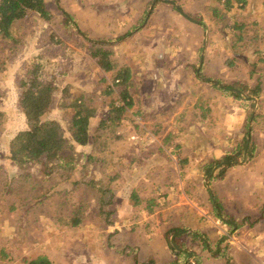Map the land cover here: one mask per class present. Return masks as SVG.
<instances>
[{
  "label": "rangeland",
  "instance_id": "1",
  "mask_svg": "<svg viewBox=\"0 0 264 264\" xmlns=\"http://www.w3.org/2000/svg\"><path fill=\"white\" fill-rule=\"evenodd\" d=\"M45 1L48 3L46 7L52 16L50 20H43L39 14L31 12L12 25L9 29L11 38L0 37V67L2 66L0 68V115H2L0 118V174L13 173V165L4 158L7 156L8 139L18 131L26 129L23 125L24 116L17 104V92L15 93V89H18L16 76L22 71L21 67L24 64H28L27 66L39 64L44 77H56L59 89L53 93L52 104L45 114L46 119L57 120L65 129V118L70 111L67 112L60 106L59 97L62 96L60 88L69 84L70 90H74V93L75 90H82L85 95L91 97L95 114L89 121V129L92 134H95L97 127L101 125L100 119L106 117L108 103L123 100L118 87H115L111 94H102L103 90L108 89L107 85L110 84L115 70L103 71L95 67L87 49L89 47L87 40L101 39L104 49L114 50V57L122 56L126 60L125 64L136 67L128 69L130 78L126 93L132 105L129 110L122 113L120 122L114 127L112 124L110 128L109 125L100 126L103 138L100 137L98 140L94 138L87 145L74 144L76 152L94 151L93 160L88 162L85 168L91 170L101 182L108 184V188L109 185L114 188L113 202L109 205L112 213L110 216L108 214V219L105 215L95 214L97 207L94 203L96 200L94 191L97 189L93 188L92 191L87 192V190L76 188L72 183L73 176L59 184L55 191L59 193L52 194L51 199L43 202L45 205L43 207L36 204L35 199H31L33 197L31 195L36 194L35 191H30L31 197L20 191L17 193L18 198L19 196L22 198L23 195L30 197L25 206L28 207L9 212L5 206L2 208L5 213L0 214V245L6 252L9 251L12 254L10 262H0V264H25L23 260H30L38 255L47 256L52 264H109V251H111L107 223L109 217L115 220L120 219L125 222V225L131 226L138 223L137 216L140 208L147 212V208H150V217L153 218L155 212L161 209L162 203L174 204L179 201L178 197L175 202L171 198V194L177 190H179L178 193L182 191L186 193L183 201L189 200L191 204L201 207L203 200L200 195L201 184L197 186L194 178L196 176L200 178L197 181L199 185L205 170L206 161L204 160L211 158L214 151L222 149L218 142V138L222 135L221 131L210 129V132L206 133L207 136L214 137L213 143L202 136L204 131L202 122L208 113L206 107L208 105L213 110L215 107L213 114L209 115L212 116V120L214 118V121L225 111V108L235 107L233 102L227 101V98H232L230 97L232 95H229L226 90L217 89L216 92L196 88L198 84L202 86L205 84L201 77L203 71L195 72V67L203 64L201 55L204 54L193 53L189 47L196 48L198 44H202L201 32L198 34L188 30L189 37L186 36L183 42H177L180 45H189V49H183L182 53L172 52L168 62L159 63L154 58H147L146 52L156 51L158 47L150 46L151 41L142 33L134 35L131 33L124 39L121 47L117 44L113 45L114 47L109 46V37L105 35L101 38H97L95 34L92 35V31L89 30L90 15L88 14L91 10L89 2ZM173 1L176 6H181L178 7L180 13L184 14L187 9L191 11V14L200 12L204 21L207 22L209 28L203 43L205 48H209L205 51L207 59L217 63V56H225L229 59L232 56L236 57L234 67L232 66L233 68L226 70L225 73L215 68V72L222 74L224 81L252 83L249 71L255 69L256 75L261 67V80L264 87V53L262 52L264 51V0H246L243 8L236 6L238 5L236 0H229L233 8L228 10V0H221L222 2L218 0ZM214 6L222 8L221 12H226L228 18L219 21L217 17H213L211 8ZM107 7L99 6L102 9H98V17L109 18ZM99 12L103 14L99 15ZM66 15L71 17L75 27L73 23H67ZM230 20H240L247 25L239 31L229 26ZM175 23L176 21L172 19L168 26L172 24L175 26ZM177 28L185 29L182 22ZM95 31L99 32L100 29L96 27ZM239 33H242L241 40L238 39ZM57 40L59 42H56ZM233 44L246 47L241 50L233 47ZM164 47L165 45L162 44V49ZM258 50L262 54L258 55ZM258 57L263 59V63L253 68L252 64ZM217 77L221 80L220 76ZM102 78L105 79L103 82ZM156 80L160 84L157 85ZM169 81L172 92L163 89V85ZM245 93L250 97L256 96L248 89H245ZM213 94L217 97L207 101L205 96L208 95L211 98ZM257 96L260 98L264 96V88ZM224 101L227 102L224 103ZM239 102L243 103L241 100L234 101L235 105ZM249 104L250 102H244L243 109L249 111ZM203 115L206 116L202 117ZM260 122L264 123V118ZM109 129H115V131ZM177 144L179 146L182 144L185 148L178 146L179 149H175ZM258 145L259 141L251 153H248V157L251 154V162L246 160V164L242 166L239 164L231 171L236 169V172L242 174L252 171L264 173V143L259 145L257 150ZM243 150L244 148L240 150L242 154ZM168 153L170 157H173L170 161L167 160ZM184 156L188 160L187 164L183 165L181 162ZM212 168L213 166L209 172H212ZM219 170L218 168L216 174L220 172V175L222 170ZM228 170L230 169L225 172ZM215 181V179L209 181L211 186ZM217 183L221 184V181ZM169 185L172 187V192H169ZM105 194L108 195V193ZM107 195L103 194L106 199ZM66 196L77 199L78 205L81 201L83 202L80 205V207L83 205L82 221L74 228L53 220L55 209L62 206ZM139 198L145 200L140 201ZM22 201L24 203L25 199H21L20 203ZM78 205H72L69 209H76ZM146 217L147 214L144 218ZM142 227L143 230L149 228L144 224ZM122 233L123 231L120 237ZM120 248L124 249L123 251L126 249L125 246Z\"/></svg>",
  "mask_w": 264,
  "mask_h": 264
},
{
  "label": "crops",
  "instance_id": "2",
  "mask_svg": "<svg viewBox=\"0 0 264 264\" xmlns=\"http://www.w3.org/2000/svg\"><path fill=\"white\" fill-rule=\"evenodd\" d=\"M80 1H87L90 4L89 8L91 10L88 15H90L89 30L92 31V35L95 34L97 38L104 35L107 38L109 37V46L114 47L113 45L117 44L121 47L125 41L124 39L131 33L132 35L142 33L151 41L150 46L156 45L158 47L156 51L146 52L147 58H154L159 63L168 62L171 59L172 52L174 54L182 53L183 49L191 48L193 53H203L204 55H201L203 64L196 66L195 72L201 73L203 71L201 77L205 84L203 86L198 84L196 88H205L217 92L218 87L213 85L212 82L215 79L220 80L217 76H220L223 82H226V80L224 81L222 74L215 72V68H218L219 72L225 73L226 70L234 67L227 64L225 56H217V63L206 58L205 51H208L209 48H205L203 43L207 29L204 32L205 29L201 24L177 11L178 6L173 7L175 3L173 0H73L74 3H80ZM45 3L48 6L47 1ZM102 5L108 6L109 18L98 17L97 11L102 9L99 8ZM186 13L191 14V11L187 9ZM98 14L102 15L103 13L99 12ZM172 19L176 21L175 26L173 24L168 26ZM180 22L183 23L184 30L177 28ZM96 27L100 29L99 32L95 31ZM188 30L192 33L198 32V34L201 32L202 44H198L196 48L189 47V45H180L177 41L183 42L184 38H187L186 36L189 37ZM134 31L136 32L134 33ZM162 44L165 45L163 49ZM109 51L111 52L110 56L113 55L111 60L115 62L117 68H136L134 65L128 66L125 64L124 57H114V50ZM27 65L24 64L21 67L22 71L20 70V73ZM95 67L99 68L98 66ZM156 82L157 85L160 84L158 80ZM170 83V81L166 82L163 89L172 92L173 89ZM16 92L17 96H15L18 99L20 90L15 89ZM205 97L208 101L217 97V95L213 94L211 98L208 95ZM230 97L232 98H227V101L233 102L235 108H225V111L214 121V118L212 120V116L209 115L213 114L215 107L213 110L207 105V116H202H206L202 122L204 128L202 136L213 143L214 137H209L206 133H209L210 129L221 131L222 135L218 138V142L221 144L222 149L221 151H214L211 158L204 160L206 165L199 185L197 181L200 178L197 176L194 178L197 186L201 184L200 195L203 199L201 207L191 204L189 200L183 201L186 193L183 191L178 193L179 190L176 189L177 191L171 194V198L175 202L176 197H178L179 201L174 204L162 203L163 208L161 207L159 212H155L153 218L150 217V208H147L148 212L140 208L137 216L139 221L131 226L125 225V222L120 219L115 220L113 218L114 222L109 224V249L111 250L109 251V264H264V173L252 171L242 174L236 172V169L231 171L239 164L240 166L246 164L248 147H255L257 141H259V145L264 143V129L253 126L257 121L252 122L253 119L249 118L248 111L243 109L245 107L243 103L239 102L238 105H235L234 101L240 99ZM223 100H226V98H223ZM227 101H224V103ZM260 120L262 119H258V121ZM26 124L25 119L23 124L25 128ZM252 133H254V136H250ZM14 136L9 137L7 147ZM245 137L247 142L241 159L230 162L228 167L222 169L220 175V172L216 174V171L218 168L225 167L227 165L225 162L214 164L212 172L207 173L212 161L222 159L225 154L237 152ZM181 145L177 144L174 148H185ZM6 154H8V149ZM167 155L169 156V153ZM184 157L181 162L183 165L187 164L188 160L186 156ZM172 158L169 156L167 160L170 161ZM251 161L252 158L248 162ZM9 163L11 162L9 161ZM225 169L230 170L225 172ZM15 172L16 168L13 166L12 174ZM218 175L219 177H217ZM211 179L216 180L212 186L209 183ZM219 181H221V184L217 183ZM170 189L169 192H172V187ZM214 192L215 195H213ZM139 200L144 201L145 199L139 198ZM146 214L147 217L144 218ZM143 224L149 228L143 230ZM175 230L179 231L176 232ZM120 246H125V251Z\"/></svg>",
  "mask_w": 264,
  "mask_h": 264
},
{
  "label": "trees",
  "instance_id": "3",
  "mask_svg": "<svg viewBox=\"0 0 264 264\" xmlns=\"http://www.w3.org/2000/svg\"><path fill=\"white\" fill-rule=\"evenodd\" d=\"M218 1L222 2L221 0ZM236 2L238 4L236 5L237 7L243 8L246 0H236ZM173 7H176L175 3ZM178 7L181 6L179 5ZM231 8H233V4L228 0L227 10ZM211 10L213 11V17H217L219 21L228 18L226 12H221L222 8H215L214 6ZM31 12L39 14L46 21L52 18L49 9L46 7L45 0H0V37L11 38L9 29L12 25L24 19ZM182 15L201 24L204 29L209 28L200 12L193 14L185 12ZM65 20L68 24L70 22L73 23L75 27L69 15L65 16ZM230 23L231 25L229 26L239 31H242L247 25L246 22L240 20H230ZM79 36L81 37L82 35ZM238 39H243L242 33H239ZM87 41L89 42V47L87 48L88 55L92 59V63L103 71L115 70L112 81L107 85L108 89L103 90L102 94H111L115 87H118L119 94L123 100L121 102L111 101L108 103L109 107L106 111V117L100 119V126L109 125L110 128V124H112V127H114L120 122L122 113L129 110V107L132 105V101L126 93L130 74L128 68H117L115 62L111 60V52L104 49L102 44L103 40ZM57 42L59 41L57 40ZM233 47L242 50L246 46L241 47L233 44ZM262 52L264 53V51ZM262 52L258 50L257 54L260 55ZM236 60V57L232 56L231 59L227 58L226 61L229 66H234ZM260 63H263V59L258 57L252 64V67H259ZM260 70L261 67H259V73L257 72L256 75L255 69L249 71L252 83L245 81V83L240 84L234 80L223 82L215 79L212 84L217 86L218 89L226 90L229 95L240 99L243 103L250 102L248 111L249 118L253 119V123L257 121L253 126L264 129V123L258 121V119L264 118V96L262 98L257 96L264 88L261 80L262 70ZM104 80V78L101 79L102 82ZM16 85L20 90L17 101L26 119L27 127L24 130L18 131L8 144V154L6 157L16 168V172L12 175L0 174V214L5 213L2 209L5 206L9 209V212L27 208L28 206H25L31 196H33L31 199L36 200V204L42 207L45 206L43 204L44 201L51 199L52 194L59 193L55 192L59 184L73 176L74 181L72 183L76 188L84 189V191L87 190V192L88 190L92 191L93 188L97 189L94 191V193L96 192L94 194V197H96L94 203L97 207L95 214L105 215L107 217L106 219H108V214L110 216L112 213V210H109V205L113 202L114 188L110 185L108 188V184L101 182L91 170L89 171V169L85 168V165L93 160L94 151L87 153L76 152L74 145H87L90 144L92 139L95 138L98 140L102 137L100 126L97 127L95 134H92L89 129V121L95 114V107L92 104L91 97L85 95L82 90H75L74 93V90H70L69 84L60 88L62 94L59 97L61 101L60 106L65 111H70L65 118L66 126L64 129L57 120L45 118V114L49 111L53 101V93L59 89L55 76L49 78L44 77L40 65L35 64L27 66L17 76ZM245 89L254 92L256 96L250 97L245 93ZM1 117L2 115H0ZM109 130L115 131V129ZM105 133L107 135L106 129ZM252 135L254 136V133L250 136ZM246 142L247 138L245 137L242 144L239 145V149H237L239 152L235 151L230 154H225L222 159L212 161L210 166L225 162L227 165L221 167L219 170L221 171L223 168L228 167L230 162L238 161V158L242 157L240 150L245 147ZM253 148L254 146H251L247 149V161L251 158V154L248 157V153H251ZM1 175L3 176L1 177ZM20 187L21 190H19ZM20 191L28 196H30V191H35L36 194L30 197L23 195L22 198L20 196L18 198L17 193H20ZM105 193H108V195ZM103 194L107 195V199ZM21 199H25L24 203L23 201L20 203ZM78 203V200L72 196H66L62 206L55 209L54 222L69 225L72 228L81 223L83 205L81 207L80 205L83 202L81 201L79 205ZM72 205H78V207L70 210L69 207ZM112 222L113 219L109 217L107 223L111 224ZM175 231L178 232L179 230ZM4 249L0 245V262H10L12 260V254L9 251L6 252ZM23 261L25 264H52L47 256L43 255H38L30 260Z\"/></svg>",
  "mask_w": 264,
  "mask_h": 264
}]
</instances>
